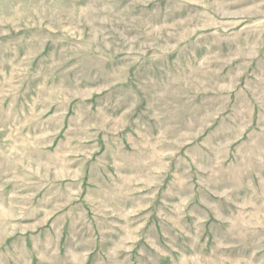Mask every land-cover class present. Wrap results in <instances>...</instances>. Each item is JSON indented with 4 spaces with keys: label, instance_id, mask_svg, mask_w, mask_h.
Here are the masks:
<instances>
[{
    "label": "rangeland",
    "instance_id": "obj_1",
    "mask_svg": "<svg viewBox=\"0 0 264 264\" xmlns=\"http://www.w3.org/2000/svg\"><path fill=\"white\" fill-rule=\"evenodd\" d=\"M0 264H264V0H0Z\"/></svg>",
    "mask_w": 264,
    "mask_h": 264
}]
</instances>
